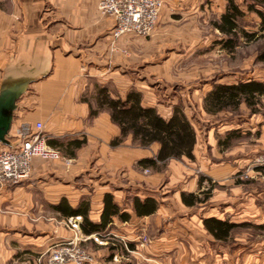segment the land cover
Listing matches in <instances>:
<instances>
[{
  "label": "crops",
  "instance_id": "0c3cea01",
  "mask_svg": "<svg viewBox=\"0 0 264 264\" xmlns=\"http://www.w3.org/2000/svg\"><path fill=\"white\" fill-rule=\"evenodd\" d=\"M101 1L0 0V153L16 148L19 129L37 123L43 124L48 141L65 145L87 141L75 157L64 156L72 161L70 165L35 159L28 180L0 186V264H47L54 245L77 237L84 247L94 248L99 264H129L121 261L120 249L125 250L121 240L129 242L132 252L127 256L139 264H264V250L244 255L210 253L204 236L210 234L203 224L208 218L226 220L232 212V223L240 224L243 215L251 212L257 215V224H264L260 220L264 215L259 217L264 212L253 206L250 198L243 202L238 191L241 187L233 186L235 173L245 164L250 166L264 152V146L231 157L232 148L222 151L214 133L240 130L245 134L243 128L258 115L237 117L239 123L211 128L205 140L198 138L194 161L171 160L165 171L144 176L140 171L145 169L138 162L156 156L159 146H152L153 151L134 147L130 137L112 146L121 135L120 129L106 112L90 118L89 105L82 99L94 84L109 87L118 98L136 89L145 107L156 108L162 117L169 118L172 106L159 104L154 89L146 86L158 83L157 76L162 72L170 73L172 57L169 53V57L154 62L148 55L155 50L149 45L162 37L163 30L148 40L126 35L113 46L115 21L100 13ZM162 1L159 23L172 19L174 12L190 7L193 10L199 4L196 0ZM166 175L169 178L165 182ZM162 182L169 193L158 192ZM216 183L229 186L231 194L215 193L218 202L212 201L207 208L184 205L182 193L200 197L207 185ZM107 194L113 196L122 212L131 215V220L114 218L103 234L84 235L82 217H67L56 209L61 202H65L66 210L77 209L85 201L89 203L90 220L98 223ZM131 195L141 200L155 199L159 203L157 212L137 217ZM233 199L239 204L230 205ZM74 223L79 225L78 231L71 228ZM146 231L155 237L148 246L137 247L134 242ZM95 236L107 240L108 245L95 243ZM115 237L118 241L113 240ZM110 241L115 247L113 256Z\"/></svg>",
  "mask_w": 264,
  "mask_h": 264
},
{
  "label": "rangeland",
  "instance_id": "374dc122",
  "mask_svg": "<svg viewBox=\"0 0 264 264\" xmlns=\"http://www.w3.org/2000/svg\"><path fill=\"white\" fill-rule=\"evenodd\" d=\"M196 2L199 4L195 9L192 10L190 7L183 11L174 12L171 17L172 19L158 23L152 35L154 36L159 30H163L162 37L160 39H154V41L151 42L149 46L154 47L155 50L148 53V55H152V61L155 62L158 61V59L167 58L170 53L169 56L172 57L170 61L171 70L167 75L165 72H159L161 75L157 76L158 83L154 82L156 84L147 85L146 87H152L154 89L153 91L158 98L157 102H159V104L165 107L172 106V112L175 107H181L193 124L198 138L203 141L205 140V135L211 128H216L220 124L222 125L225 123H239V119L236 115L222 113L218 116L210 117L207 114H203L201 107L203 108L204 97L208 91L212 90L214 84H234L250 79L264 81V63L257 61L259 50L261 46L264 45V31H260V21L258 17L255 14L247 13L244 18L243 26L250 32H258L257 40L254 42H247L245 39H240L239 46L233 52H228L217 44V41L221 40L223 36L211 25L213 21L218 20L221 15L224 14L227 3L223 0H196ZM237 3L242 5L243 0H237ZM160 26H162L161 29H158ZM169 50H174L175 52L171 53ZM145 74H147V72H145ZM154 80L155 79H153V81ZM94 86L95 84L92 87L93 90L86 92V95H84L85 98H92ZM243 109L245 112H243L242 116H248L249 111L246 108ZM252 123L243 128L242 131L245 134H241L239 138L233 140L232 149L230 150L232 154L231 157L244 156L251 153L250 151L256 149L257 146H264V115H258ZM231 127H235L234 129H236V125H231ZM214 133L216 139H224L227 135L226 131L222 134H218L217 130H215ZM259 149L261 148H258V150ZM145 150L153 151L152 148ZM64 158L68 159L66 157ZM248 169L249 166L245 164L239 171L247 172ZM165 170L166 168L164 171ZM140 172L146 177H150L154 174V171L146 169ZM236 176L237 174L235 173V176H233L235 178V184L233 186L241 187L240 190H238L241 191L240 199L242 198L243 202L248 198L252 199L250 203H252L253 206H258V208L264 212V181L258 178L249 181H241L236 179ZM168 178V175H166L165 182ZM165 182H162V185L159 186L160 188L155 186L156 189L159 188L158 192L162 194L169 191L164 189ZM206 187L207 189L200 193V197L205 199L209 196L208 200H206L207 202L205 204L201 206L198 205V208L203 206L207 208L213 204L211 203L212 201L218 202L216 200L217 196L216 198L214 197L217 193L224 192L225 194H231L232 192L229 186H220L217 183L216 186L207 185ZM216 190H218V192H216ZM259 194L261 195L259 196ZM130 197V199H132L133 195ZM229 198L227 201L230 200ZM128 202L130 203L129 199ZM233 202L234 199L229 202L230 205H238L240 201L237 200L235 201L236 203ZM231 215L234 216L233 212L228 213L226 220L231 221ZM263 215L264 214H261L259 217L262 218ZM243 216V222L241 223L262 225L256 223L259 219H255L257 215L254 213L251 214L250 212ZM260 220L262 221L264 218ZM145 235L149 238V243L146 245L148 246L155 236L153 232L151 234L149 231H146ZM204 236L208 240L205 243L206 246L209 247L210 253L217 256H222L224 254L235 255L238 253L244 255L252 252L256 254L257 250L258 252H263L264 250H261V248H264V230L262 229L259 230L253 227L238 229L233 232L231 238L227 242L215 241L208 234H204ZM111 243H113V241H110L109 244L113 246ZM86 248L95 253L93 247ZM120 251L122 262L139 264L132 260L133 257L127 256V251H122L121 249ZM110 252L113 256L111 250ZM220 264H222V262Z\"/></svg>",
  "mask_w": 264,
  "mask_h": 264
},
{
  "label": "trees",
  "instance_id": "16d2710c",
  "mask_svg": "<svg viewBox=\"0 0 264 264\" xmlns=\"http://www.w3.org/2000/svg\"><path fill=\"white\" fill-rule=\"evenodd\" d=\"M225 1L227 7L224 14L211 25L223 36L217 44L224 50L233 52L239 46L240 39H245L247 42L257 40L258 32H250L243 26L247 13L258 17L260 31H264V0H243L242 5L238 4L237 0ZM257 61L264 63V45L259 50ZM82 101L89 105L90 118H96L106 112L110 115L112 123L120 129L121 135L112 141V146L121 145L128 137L138 148L150 149L154 145L159 146L156 156L138 162V166L143 169L160 172L171 160L178 161L184 158L195 160L197 132L181 107H175L172 115L164 118L156 108L143 105L142 94L139 91L133 89L125 98H118L112 95L109 87L99 84L94 86L92 98L88 99L84 96ZM243 108L249 111L250 116L264 115V81L250 79L235 84H214L203 100L204 111L212 116L228 113L240 118L245 112ZM241 134L240 130L229 132L224 139H218V146L222 151L230 149L233 140L239 138ZM86 142L84 139L68 142L66 145L61 141H48V144L58 149L63 156L75 157L76 151ZM208 197L202 199L195 194L182 193V201L187 207L205 204ZM130 201L134 213L139 218L155 214L159 207V203L153 198L141 200L133 197ZM63 204L65 202H61L56 209L61 210L67 217H82L80 228L87 236L103 234L113 223L114 218L122 222L131 220V215L122 212L110 194L104 197V209L98 223L90 220L88 202L84 201L77 209L69 207L67 210ZM203 224L210 236L218 242L229 241L233 232L241 228L253 227L264 230V224H237L217 218L204 219ZM110 250L115 251V247L110 246Z\"/></svg>",
  "mask_w": 264,
  "mask_h": 264
},
{
  "label": "built area",
  "instance_id": "2783aa9c",
  "mask_svg": "<svg viewBox=\"0 0 264 264\" xmlns=\"http://www.w3.org/2000/svg\"><path fill=\"white\" fill-rule=\"evenodd\" d=\"M163 8L162 0H102L99 11L103 16L111 17L115 27L111 33V43L126 35L139 38L150 37L159 23L160 12ZM19 139L15 149L0 153V186L19 185L28 180L32 174L33 161H64L71 164L70 159H65L62 153L48 144L42 123L35 127L23 126L17 132ZM236 179L249 181L258 178L264 181V152L260 153L250 164L248 171H238ZM80 220L81 217H78ZM71 228L79 230V225L74 223ZM107 238H110L107 236ZM114 241H118L115 237ZM95 243L100 246L108 244L107 240L99 236L94 237ZM125 250L132 252L130 244L121 240ZM137 247H144L149 243L147 235L138 236L134 242ZM47 264H99L95 253L89 251L81 243L80 238L54 245L47 259Z\"/></svg>",
  "mask_w": 264,
  "mask_h": 264
}]
</instances>
